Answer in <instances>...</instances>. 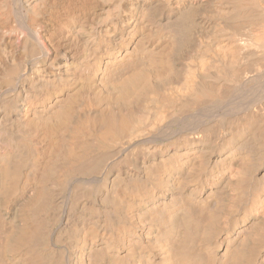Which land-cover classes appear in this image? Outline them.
Here are the masks:
<instances>
[{
  "label": "bare ground",
  "instance_id": "bare-ground-1",
  "mask_svg": "<svg viewBox=\"0 0 264 264\" xmlns=\"http://www.w3.org/2000/svg\"><path fill=\"white\" fill-rule=\"evenodd\" d=\"M0 264H264V0H0Z\"/></svg>",
  "mask_w": 264,
  "mask_h": 264
}]
</instances>
